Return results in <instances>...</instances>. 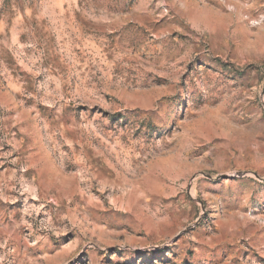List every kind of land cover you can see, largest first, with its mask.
I'll use <instances>...</instances> for the list:
<instances>
[{"label": "rangeland", "instance_id": "rangeland-1", "mask_svg": "<svg viewBox=\"0 0 264 264\" xmlns=\"http://www.w3.org/2000/svg\"><path fill=\"white\" fill-rule=\"evenodd\" d=\"M0 264H264V0H0Z\"/></svg>", "mask_w": 264, "mask_h": 264}]
</instances>
